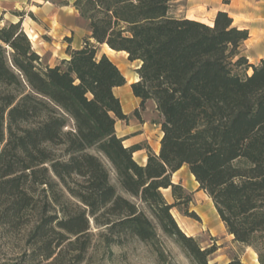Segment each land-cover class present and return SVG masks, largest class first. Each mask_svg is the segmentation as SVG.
Listing matches in <instances>:
<instances>
[{
  "label": "trees",
  "instance_id": "trees-1",
  "mask_svg": "<svg viewBox=\"0 0 264 264\" xmlns=\"http://www.w3.org/2000/svg\"><path fill=\"white\" fill-rule=\"evenodd\" d=\"M74 6L91 35L54 66L43 64L22 20L0 25V237L13 242L24 230L30 245L1 264H80L91 220L108 245L127 236L155 245L162 233L194 264H211L215 248L172 212L186 214L192 201L172 178L185 164L228 232L264 264V57L244 53L249 30L222 10L213 25L176 16L170 0ZM102 44L140 61L131 88L143 109L152 99L163 116L160 154L119 136L117 119L128 114L115 89L127 78L100 55ZM142 148L145 164L134 157Z\"/></svg>",
  "mask_w": 264,
  "mask_h": 264
},
{
  "label": "rangeland",
  "instance_id": "rangeland-1",
  "mask_svg": "<svg viewBox=\"0 0 264 264\" xmlns=\"http://www.w3.org/2000/svg\"><path fill=\"white\" fill-rule=\"evenodd\" d=\"M53 1L54 3L47 0H29L22 9L9 14L10 19L22 18V27L28 33L33 48L41 55L43 64L52 66L67 57L70 45L79 46L91 35L89 22L74 6L75 0ZM201 2L170 0V12L176 16L194 13L196 9L203 12L206 9L199 7ZM8 23L11 22L0 21L1 26ZM98 47L100 55L106 51L103 44ZM120 54L122 59L119 57L113 60L125 67L123 73L127 83L116 88L115 92L120 97L128 118L117 119V132L119 135L128 133L132 140L143 139V145H150L159 152L163 116L152 99L147 101L144 109L141 107L140 99L134 95L131 88V84L139 77L137 68L140 61H131L127 54ZM172 178L175 183H181L192 196L186 214L177 206L173 207L172 212L181 228L188 235L194 236L202 247L215 248L210 256L211 264H229L234 258H239L242 264H257L256 256L260 264L258 252L253 247L236 241L234 235L228 232L213 200L205 190L200 189L199 182L187 164L176 171ZM163 193L170 203L175 201L171 189L163 190ZM91 226L94 232L93 243L80 264H194L178 244L162 233L156 246L131 236L124 237L122 243L108 245L101 236L102 230L95 226L93 220ZM156 247L165 252L163 259L160 258ZM25 251H30V245L24 230L16 235L13 242L8 237H0V264L19 261ZM32 264L45 263L37 261Z\"/></svg>",
  "mask_w": 264,
  "mask_h": 264
},
{
  "label": "crops",
  "instance_id": "crops-1",
  "mask_svg": "<svg viewBox=\"0 0 264 264\" xmlns=\"http://www.w3.org/2000/svg\"><path fill=\"white\" fill-rule=\"evenodd\" d=\"M28 1L29 0H0V21L15 23L18 22L19 20H22V18L20 19L19 17H17V19H10L9 14L15 13V10L22 9V6L24 4H27ZM47 1L54 3L53 0H47ZM201 1L202 2L199 5V7L205 8L206 9L205 11L199 12V9H196L193 11L194 13H186L183 16L180 15V17L194 19L213 25L217 13L220 10L227 11L229 15L233 18L234 25L238 26L239 28H246L249 30L250 37L245 42L244 52L250 58V60H252V62L254 63H257L262 57H264V0H201ZM30 11H32V7H30ZM81 46L82 44L79 46H72V47L79 48ZM114 51H115V55H112L111 51H109L106 48V51H104V53H106L112 60L113 58L123 57L121 56L120 53L125 54L124 51H116V50ZM67 57H63V58H67ZM119 136L126 138L124 141L126 146L142 144L141 142L143 141V139L132 140V138L128 136V133H124ZM153 150L158 153V150L156 149ZM134 157L139 163L145 164L148 160L147 149L142 148L135 151Z\"/></svg>",
  "mask_w": 264,
  "mask_h": 264
},
{
  "label": "bare ground",
  "instance_id": "bare-ground-1",
  "mask_svg": "<svg viewBox=\"0 0 264 264\" xmlns=\"http://www.w3.org/2000/svg\"><path fill=\"white\" fill-rule=\"evenodd\" d=\"M105 47L109 50V51H111V53H112V55H115V51H114V49H112L111 47H109V45H107V44H105ZM125 54H127L126 52H125ZM118 66H119V68L122 70V72L124 71V69H125V67L122 65V64H117ZM162 190H168V189H162ZM255 255H257V253L255 252ZM255 260L257 261V264H258V260H257V256L255 257Z\"/></svg>",
  "mask_w": 264,
  "mask_h": 264
},
{
  "label": "water",
  "instance_id": "water-1",
  "mask_svg": "<svg viewBox=\"0 0 264 264\" xmlns=\"http://www.w3.org/2000/svg\"><path fill=\"white\" fill-rule=\"evenodd\" d=\"M140 78V77H139ZM139 80V79H138ZM137 81V80H136ZM158 154H160V151L158 152Z\"/></svg>",
  "mask_w": 264,
  "mask_h": 264
}]
</instances>
